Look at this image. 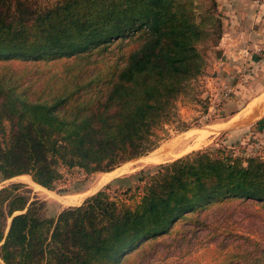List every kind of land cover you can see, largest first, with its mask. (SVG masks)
Listing matches in <instances>:
<instances>
[{
	"label": "trees",
	"instance_id": "obj_1",
	"mask_svg": "<svg viewBox=\"0 0 264 264\" xmlns=\"http://www.w3.org/2000/svg\"><path fill=\"white\" fill-rule=\"evenodd\" d=\"M221 33L216 0H0V183L27 175L59 193L65 172H110L156 149L203 72L200 43ZM112 181L55 217L25 183L1 187L0 264H142L215 203L264 204V159L218 148Z\"/></svg>",
	"mask_w": 264,
	"mask_h": 264
},
{
	"label": "rangeland",
	"instance_id": "obj_2",
	"mask_svg": "<svg viewBox=\"0 0 264 264\" xmlns=\"http://www.w3.org/2000/svg\"><path fill=\"white\" fill-rule=\"evenodd\" d=\"M32 1L47 6L57 0ZM214 46L212 38L199 45L204 55L201 75L216 73L212 66ZM237 76L233 81L242 82V77ZM39 78H43L42 74ZM248 79L239 91L231 89L232 79L230 86L222 84L216 91L203 79L192 80L176 99L179 122L165 124L158 130L161 138L158 147L110 172H96L87 177L77 170L72 174L65 172L68 181L58 187L65 189L59 193L36 185L27 175L3 181L0 188L11 182L25 183L32 197L46 202V216L55 217L63 208L79 205L114 179L140 170L152 171L160 163L198 149H222L243 161L249 157L264 159V70ZM234 111L238 113L231 117ZM120 183L112 181V186L117 187ZM197 217L200 225L178 224L176 227L182 231L177 235L157 238L151 247H147L141 263L218 264L224 255L236 253L244 258L239 257V262L232 264H264L263 202L231 198L211 205Z\"/></svg>",
	"mask_w": 264,
	"mask_h": 264
},
{
	"label": "crops",
	"instance_id": "obj_3",
	"mask_svg": "<svg viewBox=\"0 0 264 264\" xmlns=\"http://www.w3.org/2000/svg\"><path fill=\"white\" fill-rule=\"evenodd\" d=\"M216 4L222 21L221 37L213 48L216 73L198 78L216 91L239 75L242 82L233 81L231 87L239 91L248 78L264 70V0H216Z\"/></svg>",
	"mask_w": 264,
	"mask_h": 264
}]
</instances>
